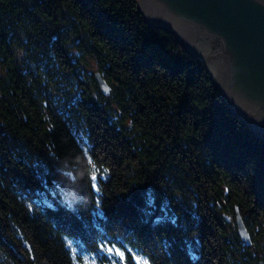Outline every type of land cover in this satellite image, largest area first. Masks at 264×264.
<instances>
[{"label":"trees","instance_id":"trees-1","mask_svg":"<svg viewBox=\"0 0 264 264\" xmlns=\"http://www.w3.org/2000/svg\"><path fill=\"white\" fill-rule=\"evenodd\" d=\"M259 259L264 133L202 59L135 0H0V264Z\"/></svg>","mask_w":264,"mask_h":264},{"label":"water","instance_id":"water-1","mask_svg":"<svg viewBox=\"0 0 264 264\" xmlns=\"http://www.w3.org/2000/svg\"><path fill=\"white\" fill-rule=\"evenodd\" d=\"M147 28L173 34L192 56L202 59L208 77L232 113L257 138L264 133V0H135ZM94 80L102 94L109 86L98 71ZM226 222L230 216L222 214ZM236 235L250 237L236 206ZM257 264H264L259 259Z\"/></svg>","mask_w":264,"mask_h":264}]
</instances>
